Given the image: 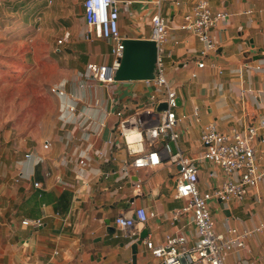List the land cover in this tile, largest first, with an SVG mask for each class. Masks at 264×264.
Returning a JSON list of instances; mask_svg holds the SVG:
<instances>
[{
  "label": "crops",
  "instance_id": "1",
  "mask_svg": "<svg viewBox=\"0 0 264 264\" xmlns=\"http://www.w3.org/2000/svg\"><path fill=\"white\" fill-rule=\"evenodd\" d=\"M19 1L0 0V8L14 10ZM32 1L29 7L37 10L36 14L49 12L39 10V0ZM55 1V19L60 21L55 27L61 33L57 50L68 52L64 68L67 80L61 78L51 85L64 87L67 94L52 95L54 105L38 119L39 128L32 136L14 139L11 133L0 131V264H132L135 241L116 236L115 219L122 213L131 215L135 206L156 213L139 225L143 226L141 232L145 227L149 230L144 239L159 243L167 234L182 233L195 243L198 236L192 214L171 219L174 210L186 203L176 196L178 165L165 161L121 181L117 175L98 178L102 169L119 170L131 159L113 128L115 110L124 108L131 113L142 109L151 88L144 80L118 81L112 87L99 85L95 89L81 87L89 63L114 60L113 42L88 36L84 9L72 10L70 0ZM154 1L120 0L119 25L124 39L150 38ZM177 1L163 0L161 4L172 28L165 45L170 52L165 58L166 72L178 93L177 111L187 115L178 126L181 135L177 145L196 157L203 150L201 130L206 124L214 123L222 131L237 128L243 132L264 114V0H209L214 10H226L230 15L211 29L216 50L202 68L197 63L204 44L182 28L184 15L199 0ZM44 16L36 17L42 21ZM212 62L220 69L211 66ZM69 104L77 105L75 113L69 112ZM82 114L90 118L83 120ZM101 120L106 126L99 124ZM46 139L51 142L48 148L44 146ZM255 147L263 177L242 201H223V207L221 199L211 201L217 231H226L229 226L250 229L264 222V128ZM98 150L106 156H98ZM28 153L31 155L26 156ZM83 158L86 162L81 164ZM197 164L201 191H212L229 178L211 161ZM137 176L145 181L139 196L132 185ZM25 218H43L44 225L34 229L23 224ZM107 220L115 228L112 235ZM144 239L137 264H163ZM225 264H264V231L249 237L245 248L231 252Z\"/></svg>",
  "mask_w": 264,
  "mask_h": 264
},
{
  "label": "built area",
  "instance_id": "2",
  "mask_svg": "<svg viewBox=\"0 0 264 264\" xmlns=\"http://www.w3.org/2000/svg\"><path fill=\"white\" fill-rule=\"evenodd\" d=\"M162 1H154L156 10L151 14L150 39L157 42L158 55L155 77L144 80L151 88L147 105L131 113H126L124 108H118L114 112L117 120L113 128L122 139L131 159L119 170L102 169L98 178L117 175L116 178L121 181L132 179L136 171L158 166L165 161L179 165L176 196L186 199V203L174 210L171 219L176 221L183 215L191 213L196 224L198 239L191 244L187 235L176 233L167 234L159 243L150 239H144V242L152 255L165 264H225V259L231 252L245 248L249 237L256 232L264 231V222L250 229L229 226L226 231H217L211 208L213 199L244 200L250 190L257 187L262 179L263 173L256 160L255 141L259 137L260 129L264 128V114L257 124L248 125L243 132L237 128L222 131L214 123L206 124L201 130L203 150L196 157L187 155L178 147L177 142L181 135L178 126L187 115L177 111L178 93L167 77L165 58L170 52L166 50L165 45L172 28L161 12ZM170 1L179 3L177 0ZM83 9L84 18L89 26L88 36L95 35L111 40L114 60L108 64L89 63L87 73L80 85L91 89L99 85L112 87L118 82L116 74L121 66L125 49L119 25L120 0H84ZM229 15L226 10H214L209 0H199L184 15L182 28L194 33L204 44L201 59L197 63L198 67H205L206 58L216 50L211 29ZM61 42L62 40H59V43ZM210 64L219 68L215 62ZM49 91L59 97L67 94L66 89L59 85H50ZM162 102L167 103V109L159 111L157 108ZM117 104L118 102L114 103ZM76 109V104L68 105L69 112L75 113ZM194 114H199L198 109L194 110ZM80 117L83 120L90 118L84 114ZM99 124L106 126V121L101 120ZM50 145L51 142L46 139L44 146L48 148ZM97 154L101 157L106 156L103 150H98ZM30 155L31 153L26 154V156ZM205 159L220 166L229 176L212 191H201L198 186L197 161ZM85 162L86 158L80 160L81 164ZM144 182L139 176L132 180L135 195H140ZM131 203L133 206L134 201ZM155 215L154 211H148L143 206H135L131 215L127 213L118 215L115 219L116 236L132 242L138 240L143 228L139 225H143ZM23 224L38 229L44 225V219L25 218Z\"/></svg>",
  "mask_w": 264,
  "mask_h": 264
},
{
  "label": "rangeland",
  "instance_id": "3",
  "mask_svg": "<svg viewBox=\"0 0 264 264\" xmlns=\"http://www.w3.org/2000/svg\"><path fill=\"white\" fill-rule=\"evenodd\" d=\"M52 1L39 0V10L49 11L45 16L31 8L32 0H20L14 10L0 8V131L14 139L37 131L38 119L54 105L49 86L67 80L68 52L57 50L61 33L55 25L60 21L55 19L56 1L49 6ZM83 1L70 0L69 5L79 12Z\"/></svg>",
  "mask_w": 264,
  "mask_h": 264
},
{
  "label": "water",
  "instance_id": "4",
  "mask_svg": "<svg viewBox=\"0 0 264 264\" xmlns=\"http://www.w3.org/2000/svg\"><path fill=\"white\" fill-rule=\"evenodd\" d=\"M123 43L125 49L121 59V66L116 74V79L118 81L153 79L156 75L157 42L150 38H125ZM157 109L159 111L167 109V103H160ZM173 148L175 150L174 144ZM220 201L223 207L224 203L222 200ZM107 224L108 233L112 235L115 232V228L110 224V220H107ZM148 232V228L145 227L140 234V238L132 244V264H137L139 246L142 244Z\"/></svg>",
  "mask_w": 264,
  "mask_h": 264
}]
</instances>
